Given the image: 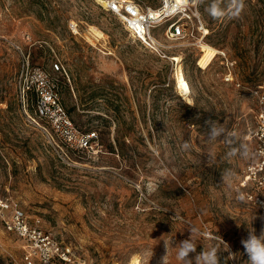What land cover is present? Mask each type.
I'll list each match as a JSON object with an SVG mask.
<instances>
[{"label":"rangeland","instance_id":"obj_1","mask_svg":"<svg viewBox=\"0 0 264 264\" xmlns=\"http://www.w3.org/2000/svg\"><path fill=\"white\" fill-rule=\"evenodd\" d=\"M209 2L199 4L205 36L169 41L167 23L156 29L167 53L180 58L171 61L136 40L107 2L0 0V199L19 202L86 264H162L165 242L167 264H180L174 247L190 229L197 252L225 248L220 236L229 245L221 264H249L241 241L264 230L244 185L252 161H221L228 149L207 142L206 122L219 121L255 151L264 112V0H245L239 19L210 17ZM178 64L191 100L177 85ZM34 68L48 74L74 124L97 131L95 150H71L38 116ZM189 140L191 150H182ZM226 168L237 173L231 188L223 185ZM23 247L0 221V264H24Z\"/></svg>","mask_w":264,"mask_h":264},{"label":"built area","instance_id":"obj_2","mask_svg":"<svg viewBox=\"0 0 264 264\" xmlns=\"http://www.w3.org/2000/svg\"><path fill=\"white\" fill-rule=\"evenodd\" d=\"M105 8L120 17L126 30L136 40L171 61H176V57L167 53L165 43L155 34L163 23H167L163 33L169 41L196 37L201 31L206 35L199 4L194 0H160L156 7L147 5L143 0H107ZM71 29L79 32L77 25L71 24ZM54 66L60 69L58 63ZM31 77V83H35L39 90L38 116L48 120L71 150L79 153L95 150L99 139L97 131H82L74 124L62 107L58 92L49 85L51 79L48 74L41 68H34ZM227 80H233V76L230 74ZM255 135V152L259 155L255 162L248 165L244 185H250L249 198L253 203L255 200L254 204L264 214V112L259 114ZM0 221L7 232L14 233L24 242V264H86L72 244L57 239L43 226L40 218L31 219L14 199H0Z\"/></svg>","mask_w":264,"mask_h":264},{"label":"clouds","instance_id":"obj_3","mask_svg":"<svg viewBox=\"0 0 264 264\" xmlns=\"http://www.w3.org/2000/svg\"><path fill=\"white\" fill-rule=\"evenodd\" d=\"M197 4L205 3V0H194ZM245 9V0H210L205 11L214 19H239ZM208 127L206 129V140L209 144L215 145L222 143L228 149L227 152L221 157V161H231L235 157L243 160L255 162L258 153L245 141L239 139L235 131L227 129L219 121L209 120L206 122ZM181 149L184 151L191 150V141H183ZM209 166L211 163L216 162V153L210 150L206 153ZM237 173L231 169L226 168L222 172L223 185L232 187V182L235 180ZM238 200L246 203V197L243 194L238 195ZM255 203V200H254ZM191 235L178 243L174 248L176 249V257L180 264H221L220 254L224 251H229V245L223 241L219 236V241L225 248H220L218 245H211L208 248L201 247L197 252L198 245L196 244L193 236V230L190 229ZM245 253L248 256L249 264H264V230L259 236L255 235L254 230L249 231L247 239L241 241ZM167 254L163 257L162 264H167L168 244L165 242ZM148 262L152 257V249ZM191 254V256H190ZM237 254L229 253L228 257L236 259ZM224 264L226 262L224 261Z\"/></svg>","mask_w":264,"mask_h":264},{"label":"bare ground","instance_id":"obj_4","mask_svg":"<svg viewBox=\"0 0 264 264\" xmlns=\"http://www.w3.org/2000/svg\"><path fill=\"white\" fill-rule=\"evenodd\" d=\"M100 1L103 3L107 2L106 0H100ZM205 33L206 34L208 33L207 28L205 30ZM175 59L179 61L180 58L176 57ZM177 85L179 89L181 90V92L183 93L182 95H184L185 98L191 100L190 94L192 92V89H191V85L188 79L185 77L182 64H178V67H177Z\"/></svg>","mask_w":264,"mask_h":264}]
</instances>
